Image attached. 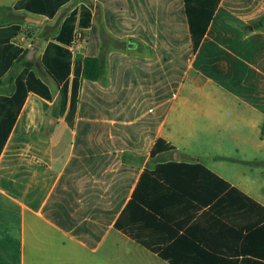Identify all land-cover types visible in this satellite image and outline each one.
Instances as JSON below:
<instances>
[{
    "label": "crops",
    "instance_id": "1",
    "mask_svg": "<svg viewBox=\"0 0 264 264\" xmlns=\"http://www.w3.org/2000/svg\"><path fill=\"white\" fill-rule=\"evenodd\" d=\"M17 1L0 0V27L19 24L27 54L25 18L41 21L31 70L52 100L28 93L14 121L26 54L0 76V264H264V186L222 163L264 169L247 158L264 151V0H221L195 52L183 0H93L72 58L97 57L101 29L120 46L106 85L82 81L72 123L41 59L88 1L51 19ZM158 138L174 149L151 156Z\"/></svg>",
    "mask_w": 264,
    "mask_h": 264
},
{
    "label": "trees",
    "instance_id": "2",
    "mask_svg": "<svg viewBox=\"0 0 264 264\" xmlns=\"http://www.w3.org/2000/svg\"><path fill=\"white\" fill-rule=\"evenodd\" d=\"M70 0H18L13 6L14 11L23 10L27 13L43 16L51 19L55 16L59 8ZM88 4H81L79 10L72 11L61 25L57 35L48 41L44 54L41 59V65L46 74L55 82L59 91V114L63 115L66 110V120L72 123L78 103L79 90L83 80L99 82L102 85L107 84V51L108 48L120 46L119 43L109 37L101 29V46L97 57H85L73 59L67 46L72 42L75 26L81 30L90 26L93 10V0H87ZM221 0H183L185 14L189 26L191 49L195 52L205 35V32L213 19V15ZM262 19L259 21L261 24ZM21 32L19 24H12L7 27H0V76L16 60H24L26 51L16 47L10 41ZM43 37V33L39 35ZM32 62H25V68L16 77L14 83V94L7 101L14 105L13 120L17 114L28 93H34L41 98L51 101L52 95L49 88L44 84L31 70ZM72 76L71 81H69ZM68 104V109H67ZM7 134H9V129ZM261 134L264 136V125L261 127ZM5 139L0 141V152ZM174 147L167 144L162 138H158L151 150V156L158 153L169 152ZM206 177H210L221 183L223 196H229L232 193L244 197L251 203V199L242 192L231 187L226 181L207 170L202 165H197ZM225 190L228 192L223 193ZM257 206V205H256ZM115 227H118L116 224Z\"/></svg>",
    "mask_w": 264,
    "mask_h": 264
},
{
    "label": "rangeland",
    "instance_id": "3",
    "mask_svg": "<svg viewBox=\"0 0 264 264\" xmlns=\"http://www.w3.org/2000/svg\"><path fill=\"white\" fill-rule=\"evenodd\" d=\"M16 20H19L20 22H22L23 20V15H17V17H15ZM259 22V20H258ZM27 23V22H25ZM29 24V23H28ZM26 28L23 31V36H25V38L27 37H33V38H37L38 36V32H36L37 26L36 24H32L30 26V28L28 29V26H25ZM33 41V40H32ZM243 157H239V156H232L231 159L232 160H237V159H241ZM249 161H264V151H262V153H257L255 155H252L250 157H247ZM223 163V167L226 170L225 172H223V174L227 175V176H231L234 177L235 179L237 178H242V177H247L248 179L252 180L255 183L256 189L257 187L262 188L261 186H264V169L262 168H252L251 166H247L244 164H231L233 162L230 163L229 162H222Z\"/></svg>",
    "mask_w": 264,
    "mask_h": 264
},
{
    "label": "water",
    "instance_id": "4",
    "mask_svg": "<svg viewBox=\"0 0 264 264\" xmlns=\"http://www.w3.org/2000/svg\"><path fill=\"white\" fill-rule=\"evenodd\" d=\"M25 21L27 23H32V24H36V25H39L41 23L40 20H38L34 17H30V16H26ZM40 43H41V39L36 38L34 40V42L31 44V46L29 47L27 54H26V59L29 62H33L35 60V54L38 50V46L40 45Z\"/></svg>",
    "mask_w": 264,
    "mask_h": 264
},
{
    "label": "built area",
    "instance_id": "5",
    "mask_svg": "<svg viewBox=\"0 0 264 264\" xmlns=\"http://www.w3.org/2000/svg\"><path fill=\"white\" fill-rule=\"evenodd\" d=\"M81 42V36L79 34V32H75V34L73 35V40L72 42L67 46V49L70 51V53L72 54L73 51V47L76 43H80Z\"/></svg>",
    "mask_w": 264,
    "mask_h": 264
}]
</instances>
